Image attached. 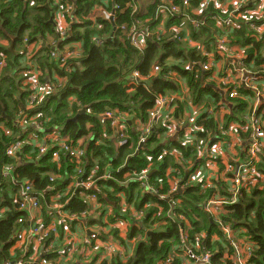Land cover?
<instances>
[{
	"label": "clouds",
	"instance_id": "clouds-1",
	"mask_svg": "<svg viewBox=\"0 0 264 264\" xmlns=\"http://www.w3.org/2000/svg\"><path fill=\"white\" fill-rule=\"evenodd\" d=\"M19 8L0 17V264H264V0Z\"/></svg>",
	"mask_w": 264,
	"mask_h": 264
},
{
	"label": "trees",
	"instance_id": "trees-1",
	"mask_svg": "<svg viewBox=\"0 0 264 264\" xmlns=\"http://www.w3.org/2000/svg\"><path fill=\"white\" fill-rule=\"evenodd\" d=\"M7 2L12 6L11 10L4 9L2 7V0H0V17L4 18L5 24L9 23V18H11L17 14L22 15V10L19 8L22 0H7ZM74 14H75V12H74ZM156 47H159V45H156ZM165 47H166V45H165ZM152 50H153V48L150 47L149 48V54L151 53ZM91 54L96 55L95 51H93ZM211 87H214V85H209V88H211ZM3 103H4V101L2 99H0V104H3ZM3 111L6 112L7 109L5 108ZM0 118L8 119V117L6 115L3 117H0ZM43 170L44 169L41 168V171H43ZM15 174H19L22 177L32 175L33 173H32L31 163L28 161L21 163L19 165V167L15 169ZM39 180H40V177L37 176L34 180V183L39 182ZM77 191H78V195H79V190H77ZM74 201H75V198H74ZM77 203H80V201H75V203L73 204V207H75ZM10 226H11L10 221L0 220V230L7 229Z\"/></svg>",
	"mask_w": 264,
	"mask_h": 264
},
{
	"label": "crops",
	"instance_id": "crops-1",
	"mask_svg": "<svg viewBox=\"0 0 264 264\" xmlns=\"http://www.w3.org/2000/svg\"><path fill=\"white\" fill-rule=\"evenodd\" d=\"M220 83H223V79L221 78V81ZM257 112H259V107L257 106V109H256Z\"/></svg>",
	"mask_w": 264,
	"mask_h": 264
},
{
	"label": "built area",
	"instance_id": "built-area-1",
	"mask_svg": "<svg viewBox=\"0 0 264 264\" xmlns=\"http://www.w3.org/2000/svg\"><path fill=\"white\" fill-rule=\"evenodd\" d=\"M205 71H208V70L206 69ZM18 155H19V154H18ZM78 182H79V181H77V183H78ZM239 183H240V182H239V181H237V184H238V185H239ZM0 186H1V185H0Z\"/></svg>",
	"mask_w": 264,
	"mask_h": 264
}]
</instances>
